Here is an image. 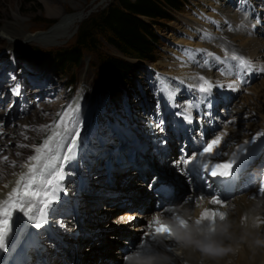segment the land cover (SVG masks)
Here are the masks:
<instances>
[{"label": "rangeland", "instance_id": "374dc122", "mask_svg": "<svg viewBox=\"0 0 264 264\" xmlns=\"http://www.w3.org/2000/svg\"><path fill=\"white\" fill-rule=\"evenodd\" d=\"M50 1L63 7V16L50 15L43 0H0V29L3 28L5 24H11L14 21L13 15L18 9L20 11V17L24 20V31H28H25L26 33H45L51 31L54 26L62 21L63 17L71 16L78 12H84L85 17L82 19L83 21L90 13H96L104 9L115 0ZM213 7L217 8L216 11L219 10L218 13L224 19L228 14H235L238 20L246 17L247 21L250 22L252 26L255 25V30L258 32L264 31V0H184L183 9L179 12H172V20L161 19L154 25V30L157 34V52L155 54L157 60L152 63L132 60L133 63H138L140 67L134 69L133 73L121 83L119 92L115 96L109 94L106 87V74L103 70H100L97 60L90 54H85L80 64L73 68V72L76 74V87L72 89H70L66 83L65 75L60 74L53 63L46 62L40 65L36 62L25 60L22 57L23 48L28 46H37L44 50H52L70 44L73 42L78 26L82 21L73 25L72 29L75 30V33L71 37L60 38L61 43L59 44H50L48 41L44 40L25 41L21 39L22 35L18 33L20 29H17V37H20L18 41L14 40L13 42H9L6 39L0 38V139H3V144H5V148L0 149V160L4 164V167L13 169L20 166L21 161L27 160V158L33 154V146L40 145L46 136L49 135L51 129L42 128L41 126L56 123L59 119L58 114L65 110L68 105L72 104L76 98L80 96L82 98L83 94L89 99V109L85 121L81 122V134L76 149V153L80 149H85V152L79 151L82 158V160L80 159V171L77 172L70 166L72 165L71 161L68 164V168L67 164L65 165V172L70 174L63 181L64 189L66 190H64V193L66 196H68V192L70 193L69 190H72V188H75V192L79 193L76 198L77 202L74 200V202H71L69 200V195L66 202L58 200V203H55L58 204V206L60 205L59 209L64 210L62 211L63 213H60V211L58 212L60 214L59 216L65 217V219L70 218L73 223L67 230H64V233L59 232L60 228L54 221L59 217L49 215L48 223L40 228L44 237L38 236L39 239L36 243L31 240L28 241L27 238L21 240L11 251V260L16 261L17 264H21V259H24L22 261L23 264L29 258L31 261L27 264H81L88 256L93 258L102 254V250L107 247V245L102 242V237L109 235L111 232L107 227L100 225L93 231L94 236L90 235L82 243L78 240L81 234L80 230H82V232L85 231L84 227H82L84 222L83 214L85 211L80 207L83 196L80 195L82 191L79 185L82 183L84 186L86 180L84 176L86 172H90L94 168L99 173V179L95 182L98 187L96 189L94 188L95 190L93 189L94 191L89 193L93 194V196L85 197L84 201L91 202V200L98 199L94 195H99V197L105 196L103 199H109L107 205L109 206L110 203L118 200V197H120L118 194H109L111 192L109 191L106 195L99 189L100 180L102 178L104 179L105 176L104 173L109 171L111 167H114V164H119L115 159L107 160L106 157L108 153H115L119 149L126 150L128 155V157L125 158L126 170L132 171L131 173H135L136 176H140L142 179H144L146 174L154 172H157L155 175H158L157 179H159L162 177L160 173V171L162 172V170H160L162 166H164V168L169 167L167 170L165 169L167 172L174 171L178 175L180 174L182 176L181 178L184 179L183 175L186 176V174L179 170L180 164L183 163L178 161L177 157L179 154H183L187 158L185 152L189 151L191 153L198 149L193 148V145L199 144L202 146L208 141V137L210 139L212 136H215L214 134L216 132L221 131L223 123L225 121L227 122V118H229L225 111L228 107L234 106L236 103L235 101H238V96L245 92V90H240L234 97L220 95L223 100L230 99L229 103L225 104L221 102L217 105L215 104L216 106L212 108L208 102L210 101L209 99H207V101L204 100L206 104L202 103V100H200V102L196 96V90L192 91V88H188L184 84L176 81L173 77L167 75L170 74L169 70L172 69L171 64L176 61L175 56L178 57L175 53L188 48L189 50H204L201 55L205 57H203L202 60L205 62H215V56H206V53L211 52V49L207 47L206 39L201 38L202 33L199 32L198 27L195 26V23L203 16L202 14H208L207 10L210 11ZM229 31L231 32V28L223 30L222 33L225 36L224 38L230 35ZM220 38L224 39L223 37ZM227 40L228 39H226V41ZM200 42H205L203 43L205 46H199ZM100 49L108 54L120 55L118 50L104 40H101ZM206 58L209 59L207 60ZM231 63L235 64L237 62L234 60ZM216 65L218 67L216 70L221 68L219 63H216L212 66L213 69L211 70L216 71ZM221 65L223 66L222 63ZM261 80H264V71L258 72L256 77V81L261 82ZM163 84H167L169 89L178 97H176L177 99L175 101L180 110H185V107L182 106L184 107L182 108L181 104H190L195 97V101L192 103L193 107L191 108V110H193V112H191L193 122L190 124L195 131L193 136L191 134H189L187 138L183 136L182 133H186V125H188V123L180 119L184 125H179L175 120V117H178V115H176V112H170L167 96L162 93ZM17 88L19 89V95L15 94ZM102 89L105 91L106 111L98 110V97ZM190 92L193 93L188 95ZM251 93L253 94V92ZM21 95L22 98H26L23 100ZM43 96L45 97L44 100H42ZM30 97H35L36 99L41 97L38 101H41V103L46 106V109L40 112L37 103L33 104L34 101H32ZM70 97H72V99ZM73 97L76 98L74 99ZM49 98L50 103L48 100ZM70 99L73 100L72 103ZM85 99L87 101V98ZM185 101L187 103H184ZM28 104H30L31 108L29 106L26 107ZM145 107L147 109L146 111L143 110ZM186 108L188 107L186 106ZM33 112L45 114L46 120L44 123L43 121L41 122L43 123L42 125L41 123L36 126H33L32 123L30 124V117L33 115ZM114 112L122 122L124 121V117V119L129 122V126H127L126 121H124L123 123L127 126V130L122 128L123 131L119 134V131L115 129V131H112L113 135H110L108 122H110L109 119L113 117ZM80 117V120H83L85 114ZM26 118L28 119L26 120ZM230 119V124L239 121V118ZM141 121L144 122L142 125ZM261 123L259 124V128H261ZM103 128H106L107 131ZM13 129L17 130L13 132ZM101 129H103L104 133L99 134L98 131H101ZM245 130V132H247V129ZM248 131L252 133V127L249 126ZM260 133H253L254 137ZM251 139L253 138H249V140ZM259 139H264V136H260ZM105 142L107 143L104 144ZM163 143H166L165 145L169 143L171 147H175V151L170 154L171 158L167 163H164L163 160L155 161L152 159L153 155L155 157L156 150L155 152L152 150L151 155L149 152L143 151L145 147L148 148L146 146L147 144H153V149H157V147ZM21 145H25V147H21ZM255 145L257 144L255 143ZM255 145L252 146V148H255ZM263 145L264 143H260L257 150ZM103 152L106 154L104 155ZM250 152L252 151L249 150L246 152V149L241 151L244 155ZM139 153H143L144 155H139ZM259 154L260 153H258V155ZM145 155L148 156L144 158ZM13 156L18 158L20 162H12ZM5 157L7 159H5ZM262 162L263 163L259 164V168L264 167V161ZM123 168L124 166L118 169L117 173H123ZM145 171L147 172L146 174L144 173ZM1 174L0 172V180H3L7 173L3 176ZM102 174H104V176ZM257 174H259V172H257ZM163 175L162 179H165L167 183H173L172 177L166 175V173H163ZM156 185L157 181L153 182L152 188ZM175 186L179 188L182 187L178 195L188 194L184 192L181 183H175ZM124 188L130 190V187ZM135 192H138L137 188ZM230 198L231 196L225 199L222 197L223 202ZM110 209L113 210L112 207ZM106 213H108V211L101 213L100 218L102 220L107 215ZM135 225L136 223H133V225H131L132 228ZM137 240V237H135V240L129 241V243L133 244L135 241L137 242ZM44 244L46 245L43 248L42 246ZM171 246L173 247L172 244ZM237 252H239V250ZM50 255H52V257H50ZM106 261H108V259ZM8 264L12 263L8 261ZM105 264H107V262Z\"/></svg>", "mask_w": 264, "mask_h": 264}, {"label": "bare ground", "instance_id": "6f19581e", "mask_svg": "<svg viewBox=\"0 0 264 264\" xmlns=\"http://www.w3.org/2000/svg\"><path fill=\"white\" fill-rule=\"evenodd\" d=\"M43 1L45 2L48 13L50 15L63 16V7H61L59 4H55L50 0ZM211 10H207L208 14L203 13V16L199 18V21L195 23V26L198 27L199 32L202 33V37L206 34H210L211 38L206 39L207 47H210L209 49H211V53L213 52L214 56L220 57V59L215 60V62H205L202 60V58L205 57L201 55L202 52H197L195 54V59L192 60L189 59L184 50H181L175 53L178 55V57L175 56L176 61L173 63L171 62L172 69L169 70L170 74H166L170 77H173L176 81L184 84L188 88H192V91L196 90V96L199 101L202 100V103H205L204 100L207 101V99L210 100L208 101L209 103L213 101V106H211L212 108H214L218 103L221 102L225 104L229 103L230 99L223 100L221 99L220 95L234 97L240 90H245L243 94L238 96V101H235L236 103L234 104V106L228 107L227 110L225 109V112L228 114L229 118H227V122L225 121L226 123H223L221 131L216 132L214 134L215 136H212L210 139L208 137V141L205 142L204 145H193V148H198L197 150H194L191 153L189 151L185 152L186 156L198 155V153L203 151L204 147H206L208 143H210L213 139L219 137V154L214 157V160L216 162H222L224 160H227L235 151V159L238 160L241 156H246L242 154L241 151H243V149H246V152L249 150L252 151L254 149L252 148V145L254 143L258 144L257 139H259L261 134H264V80H261V82L256 81L258 72H261V69H264V31L258 32L257 30H255V28L250 24V22L247 21L246 17L242 18L241 20H238L235 14L227 13L228 15L224 19L218 13L219 10L216 11V7H213ZM13 17L14 21L11 24H5V26L0 29L1 39H6L9 42H13L14 40L18 41V39H20V37H17L19 33V35H22L21 39H24L25 41L44 40L48 41V43L50 44H59L61 43L60 38L71 37L75 33V30L72 29V26L80 23L85 17V14L84 12H78L71 16L63 17L62 21L59 22L56 26H54L51 31L34 34L26 33L28 32L26 30V32L24 31V20L22 19V17H20L19 9L17 10V12H14ZM228 27L231 28V32L229 31L230 35L224 38L225 36L222 32L226 28L227 30L230 29ZM17 29H20L18 33ZM220 37H223L225 40L221 39ZM226 39L228 40L226 41ZM203 43L200 42L199 46H203ZM233 53L242 56L245 59L251 60L253 65L252 68H240L238 67L237 61H235L237 63L232 64L231 62L234 60L230 59V57ZM206 59L208 60L209 58ZM216 63H219L221 68L219 70H216L218 68L216 65V71L211 70L213 69L212 66H214ZM221 63L223 64V66L221 65ZM201 70H204L205 72ZM200 76H203L207 81L212 84V89L208 98L201 92H199V87L203 84V81L199 79ZM229 84H233V87H227V85ZM219 85H223V87H219ZM204 86L207 87L208 85ZM251 92H253V94ZM104 93L105 91L104 89H102L98 97L99 106L105 105ZM191 93L193 92H190V94L188 95H191ZM82 96V98L81 96L78 98L75 97L76 99L74 98V102L72 103L73 100H71L72 104H70L73 107H75L76 104H79V119L81 118L80 116L85 114V118L83 120H80V122L85 121L87 111L89 109L88 97H86L85 94H83ZM176 97L177 96L174 94L172 99L167 98L169 109L173 112H176V115L177 113H181V115L178 116L181 117L182 120L183 115L185 114V110H180V108H178L175 101L178 97ZM30 98L32 101L37 103V107L40 109V112L46 109V106H44L41 101H38L41 97L39 99H36V101L35 99H33L35 97ZM85 98H87V101ZM194 98L190 104H181V107L184 106L185 109H188L186 108V106L188 107L189 105H192L193 101H195ZM44 99L45 97L43 96L42 100ZM48 100L50 103V98ZM184 103L187 102L185 101ZM143 110L146 111V107ZM191 112H193V110L189 109V113L192 115ZM230 118H239V121L237 123L232 122V124H230ZM27 119L28 118H26V120ZM45 120V114L33 112V115L30 117V124L32 123L33 126H36L42 121L44 123ZM123 120L126 121V125L129 126V122L125 120L124 117ZM109 121L110 122H108V129L110 135H113L112 131H115V129L119 131V134L123 131L122 128L127 130V126L123 123L124 121L122 122L115 112L113 113V117H110ZM43 123H41V125ZM142 123L144 122L141 121V125ZM260 123L262 129L259 128ZM191 126L192 125H190L189 123L188 125H186V133H182L185 138H187L189 134L193 136V134L195 133L194 128H192ZM249 126L252 127V133L251 131H248ZM103 129L107 131L106 128ZM103 129H101V131H98V133H104ZM245 129H247V132H245ZM15 130L13 129L12 131L15 132ZM253 133L260 134L257 135L254 140H249V138L254 137ZM49 134H51V131ZM3 141V139H0V149L5 148V144H3ZM245 141H247V143H245ZM106 143L107 142H105L104 144ZM165 144L166 143H163L158 147L156 146L157 149H153V144H147L146 146L148 148L145 147L143 151H147L151 155L152 150L153 152H155L156 150L155 157L153 155L152 159H154L155 161L163 160L164 163H167L171 158L170 154L175 151V147H171L169 143H167V145ZM80 150L81 152H85V149ZM80 150L77 151V153L75 154V159L72 160V165H70L77 172L80 171V159L82 160L81 155L79 153ZM214 151H217V148H215ZM126 152L127 151L124 149H119L115 153L107 154V160L115 159L119 162V164H114V167H111L109 171L104 173L105 176L104 174H102L104 176V179L102 178L100 180L99 189L104 194L109 193V191H111L109 194H118L120 197H118L117 201H111L112 203L107 206L109 203V199L104 200L103 197L105 196L99 197V195H94L96 198H98L96 200H91V202H87L86 200L84 201L85 197H92L93 194L89 193L93 192L98 187L95 182L99 179V173L94 168L90 172H86V175L84 176L86 178L84 186L82 183H80L79 185L82 191L80 195L83 196V200H81L82 202L80 207L83 211H85L83 214L84 222L82 226L84 227L85 231L82 232V230H80L81 234L80 237H78L79 242L82 243L90 235L94 236L93 231L100 225H102L103 227H107V229H110L111 231L109 235L102 237V242L107 245V247L102 250V254L98 255V257L93 258L88 256L82 261L81 264H105L106 262L107 264H123V258L127 254L136 252L138 255H142V248H147L148 250L150 246L155 247L158 252H164L167 250V254L172 256L173 258V264H201V258L198 253L173 251L175 245L171 238H169V241H167L166 243H161L153 240L149 233V225L153 224L155 218L168 219L174 218L177 215H184L186 213L200 215V213L204 209H208L210 211H223L224 213H227V218L233 222V231L236 233L237 236L241 235V233L245 230L246 225H256L254 226L253 231L261 238H264V200L261 197H257V195H255L257 188L248 189L243 193H237L233 195V197H231L230 199H227V201L225 202H223L222 194L218 190H214L216 192L215 195H206L202 196V199H199L195 196L197 192H192V190H195L192 187L196 188L197 190V187L195 186H199L198 183H196L197 179H193L194 181H196L194 183L189 181L190 174L185 170L184 164L182 163L179 166V170L183 171L186 174V176L183 175L184 179L181 178L182 176L180 174L176 175L173 172H166V174H168L169 176L171 175L170 177L172 178H178V180L180 181L179 183L183 185L184 192L188 193L186 194L187 198H182V194L178 195L182 187H176L175 183H172L175 189L177 188L176 190L178 191L175 196L178 197V199H181L171 203L167 202L164 207L156 208L154 207V205H152V202L151 200L149 201V199H153V197H155L154 192L151 191V187L152 183L157 180L158 175H155L157 174V172L146 174L147 172L145 171L144 173L146 175L144 179H142V177L136 176L135 173H131L132 171L126 170L125 158L128 157ZM225 153H227L228 155L225 156ZM258 153L260 154L255 159H253L254 162L249 168L250 172L247 171L245 172V174L252 175V173L257 171L259 164L263 163L262 161H264V145L260 149H258ZM139 155L144 154L139 153ZM147 156L148 155H145L144 158ZM177 158L180 163L186 159L183 154H179ZM12 162H20V160L13 156ZM27 162L28 160L21 161L20 166L10 169L4 167V164L0 160V172L2 173L1 175L3 176L7 173L6 177H4L3 180H0V200L6 199L8 192H10L13 187H15V181L18 179L19 173L27 171L26 168L22 167V165ZM69 163H67V168L69 167ZM122 166H124V172L118 174L117 170L121 169ZM163 176L164 175L162 174V177ZM162 177H160L161 180L165 181V179H162ZM192 177L197 178L195 175H193ZM261 182V179H259L258 182H256V185L259 186ZM5 185H7V187H4ZM124 187H130V190H126ZM136 188L138 192H135ZM65 191L59 194V201L61 200V202H66L70 195L69 200L71 202L73 200L77 202L76 198L79 193L75 192V188L69 190L70 193L68 192V196L65 195ZM144 195H148V197L144 198ZM213 197L218 198L222 203L220 205L211 204L210 201L213 199ZM56 203H58V201ZM59 206L58 204L52 205L54 210H52L51 212L49 211L47 213V223L49 221V215H55L56 217L58 216L59 218L55 219L54 221L58 224V227L60 228L59 232L64 233V230H67L68 227L71 226L73 221H71L70 218L65 219V217L59 216L60 214L58 212L60 211V213H63L62 211H64L63 209H59ZM111 207L113 210L110 209ZM139 208H141L142 210L138 211ZM165 208H167V210H164ZM106 211H108V213H106L107 215L103 218V221L100 218V215L101 213ZM129 217H132V219H129ZM133 223H136V225L132 228L131 225H133ZM46 224H44L43 226H45ZM38 236L44 237L42 231H40V229H35L34 226H32V224L26 220V218L23 221L18 220L17 215L14 212L12 232L9 235L7 241L8 250L0 251V264H8V261H10V263L12 264H17L16 261L10 259L12 253L11 251L21 240H24L25 238H27L28 241L31 240L32 242L36 243L39 239ZM135 237H137L138 239L137 242L135 241L133 244H129V241L135 240ZM145 239L147 240L148 244H144V242L146 241ZM171 244L173 245V247L171 246ZM45 245L46 244H44L42 247L44 248ZM239 248L242 249H239V252H236L235 254H229L223 260H221L219 264H264V248L251 249L247 243H240ZM50 257H52V255H50ZM107 259L108 261H106ZM23 260L24 259L20 260L21 264ZM30 261L31 259L29 258L23 264H27ZM205 264H213V262L209 261L205 262Z\"/></svg>", "mask_w": 264, "mask_h": 264}, {"label": "snow or ice", "instance_id": "6c2138e0", "mask_svg": "<svg viewBox=\"0 0 264 264\" xmlns=\"http://www.w3.org/2000/svg\"><path fill=\"white\" fill-rule=\"evenodd\" d=\"M255 27V25H253ZM203 39H210V34H206ZM189 59L194 60L197 52L204 50H184ZM227 55V53H226ZM207 57H213L211 52L206 53ZM219 60L220 57H214ZM230 59L238 62V67L244 69L252 68V61L233 53ZM264 71V69H261ZM203 84L199 87V92L208 93L212 89V84L204 77H200ZM204 85H208L205 87ZM223 87V85H219ZM232 88L233 84L227 85ZM162 93L166 94L168 99H172L174 92L169 89L167 84L162 85ZM15 94L19 95V89L15 90ZM193 106L189 105L185 109L183 120L189 124L193 122V117L189 113V109ZM80 106L75 107L68 105L59 115L56 123L41 126L42 128L51 129V134L41 142L39 146H33L34 154L27 158L28 162L22 165L26 168V172H21L15 181V187L7 194V198L0 200V251L8 250V237L12 232L13 213L15 212L18 220H26L40 229L47 223V213L54 210V205L59 200V194L63 192V181L70 173L65 172V165L75 159L76 149L78 147L81 134V122L79 119ZM181 115V113H177ZM162 124V121H161ZM264 136V134H261ZM256 137H253L255 139ZM247 143V141H245ZM219 146V137L213 139L204 147L203 151L191 158L183 161L185 170L189 173L192 167L200 162V167L209 179L230 177L233 172V166L236 163V151L231 157L222 162H216L214 157L219 153L214 151ZM25 147V145H21ZM225 156L228 154L225 153ZM5 159H7L5 157ZM4 187H7L5 185ZM259 192L264 194V184L259 187ZM211 204L220 205L222 202L213 197ZM132 219V217H129ZM225 219L223 211H210L204 209L199 216L200 221H206L209 224H215L217 220ZM256 226V225H254ZM151 235L161 238H171V229L161 222L160 218H155L153 224L149 225Z\"/></svg>", "mask_w": 264, "mask_h": 264}, {"label": "trees", "instance_id": "16d2710c", "mask_svg": "<svg viewBox=\"0 0 264 264\" xmlns=\"http://www.w3.org/2000/svg\"><path fill=\"white\" fill-rule=\"evenodd\" d=\"M183 7L184 0H115L104 9L90 13L79 24L70 44L52 50L28 46L23 48L22 57L40 65L53 63L72 89L76 87L73 68L85 54H90L106 74L110 95L115 96L121 83L140 67L132 60H157L155 23L161 19L172 20V12H179ZM101 40L112 45L120 55L103 52ZM168 168L162 166L160 173H166Z\"/></svg>", "mask_w": 264, "mask_h": 264}, {"label": "clouds", "instance_id": "9594fccd", "mask_svg": "<svg viewBox=\"0 0 264 264\" xmlns=\"http://www.w3.org/2000/svg\"><path fill=\"white\" fill-rule=\"evenodd\" d=\"M200 215L184 214L174 218L160 219L171 229V239L175 252L198 253L201 264L213 262L219 264L229 254L239 250L240 243H247L251 249L264 248V238L255 234L253 225H246L241 235L233 231V222L227 218L217 220L215 224L206 221L197 222ZM123 264H173L172 256L164 252H155L150 256L127 254Z\"/></svg>", "mask_w": 264, "mask_h": 264}]
</instances>
